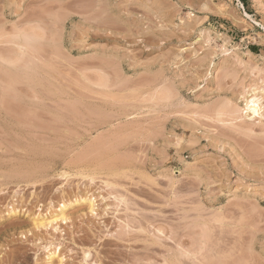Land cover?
Segmentation results:
<instances>
[{"label":"rangeland","instance_id":"obj_1","mask_svg":"<svg viewBox=\"0 0 264 264\" xmlns=\"http://www.w3.org/2000/svg\"><path fill=\"white\" fill-rule=\"evenodd\" d=\"M52 251L264 264V0H0V264Z\"/></svg>","mask_w":264,"mask_h":264},{"label":"bare ground","instance_id":"obj_2","mask_svg":"<svg viewBox=\"0 0 264 264\" xmlns=\"http://www.w3.org/2000/svg\"><path fill=\"white\" fill-rule=\"evenodd\" d=\"M246 108L249 109V113H245L247 116L248 115H256V114H261L260 113V110L262 108V104L260 103V99L259 97H256L254 96L253 98H251L250 100L247 101L246 103ZM93 206V204H92ZM67 207V205L64 203L61 208L59 209L60 213L62 214L61 216H58V217H54L50 220H37V222H35L37 224L38 227H42V226H48L50 225V223L52 224L53 221H56L58 219H66V217L64 216L63 212L65 211V208ZM16 210L13 208L11 211H9V215H13V214H16ZM54 254H55V251L53 252H50L49 253V259L51 261L52 264H55L54 261H53V257H54ZM57 264H62V259L59 260V262Z\"/></svg>","mask_w":264,"mask_h":264}]
</instances>
